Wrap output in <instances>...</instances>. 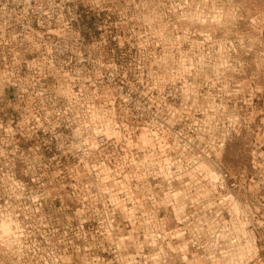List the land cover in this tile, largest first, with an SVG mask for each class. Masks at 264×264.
I'll list each match as a JSON object with an SVG mask.
<instances>
[{"label": "rangeland", "instance_id": "obj_1", "mask_svg": "<svg viewBox=\"0 0 264 264\" xmlns=\"http://www.w3.org/2000/svg\"><path fill=\"white\" fill-rule=\"evenodd\" d=\"M98 9L84 57L52 91L53 117L74 133L69 166L57 156L22 171L56 180L22 190L43 198L33 225L53 239L47 264H208L192 237L261 193L264 0H99ZM233 251L218 264L255 256L250 244Z\"/></svg>", "mask_w": 264, "mask_h": 264}, {"label": "built area", "instance_id": "obj_2", "mask_svg": "<svg viewBox=\"0 0 264 264\" xmlns=\"http://www.w3.org/2000/svg\"><path fill=\"white\" fill-rule=\"evenodd\" d=\"M98 5L99 0H0V221H10L8 232L0 229V264H47L43 252L53 239L33 225L43 198L22 190L56 180L22 171L57 156L58 167L69 166L74 133L53 117L52 91L67 86L60 77L84 57L86 20L99 14ZM259 171L257 199H242L238 211L219 210L202 235L192 237V247L205 251L208 264L246 244L255 256L239 264H264V168ZM225 196L229 201L231 194Z\"/></svg>", "mask_w": 264, "mask_h": 264}, {"label": "bare ground", "instance_id": "obj_3", "mask_svg": "<svg viewBox=\"0 0 264 264\" xmlns=\"http://www.w3.org/2000/svg\"><path fill=\"white\" fill-rule=\"evenodd\" d=\"M208 167V166H207ZM217 170V169H216ZM218 171V170H217ZM207 174H208V176L212 179L211 181H215L217 178H218V173H216V172H214V171H212V169L211 170H209V172H206ZM222 176V175H221ZM219 179V178H218ZM220 180V179H219ZM210 181V182H211ZM213 181V182H214ZM212 182V183H213ZM217 182H218V180H217ZM220 182V181H219ZM223 182V181H222ZM221 183V182H220ZM224 183V182H223ZM214 185V184H213ZM216 185V184H215ZM214 185V186H215ZM223 185V184H222ZM217 186V185H216ZM233 202V201H232ZM230 207V206H229ZM9 224H10V221H5V220H2L1 222H0V229L2 230V231H4V232H8L9 231ZM250 245H252V244H250ZM246 246V245H245ZM237 248V247H236ZM236 248H234L233 250H235ZM252 248L254 249V247H253V245H252ZM233 250H231L232 252H226V254H224V257L223 258H221V259H219V260H221L222 261V259L224 260V259H226V258H228V257H230L231 256V254L234 252ZM255 250V249H254Z\"/></svg>", "mask_w": 264, "mask_h": 264}]
</instances>
